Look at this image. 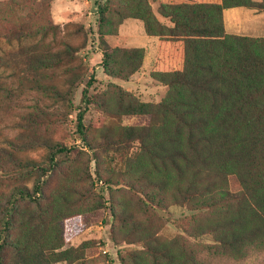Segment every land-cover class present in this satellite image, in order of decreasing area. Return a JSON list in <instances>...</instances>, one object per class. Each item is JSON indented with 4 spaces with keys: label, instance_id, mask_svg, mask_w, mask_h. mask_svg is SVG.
<instances>
[{
    "label": "trees",
    "instance_id": "obj_1",
    "mask_svg": "<svg viewBox=\"0 0 264 264\" xmlns=\"http://www.w3.org/2000/svg\"><path fill=\"white\" fill-rule=\"evenodd\" d=\"M158 2L159 14L172 26L155 16L147 0L120 1L118 7L106 0L99 6L100 31L110 25L106 14L114 10L118 26L126 19L141 21L147 37L158 40L151 74L168 87L166 97L160 103L143 102L115 84L95 96L85 89L76 131L95 155L101 150L119 156L118 170L96 158L95 175L101 181L110 185L118 175V185L145 208L177 206L194 215L186 236L165 241L151 223L112 209V235L142 247L128 253L123 264H205L189 250L187 237L206 235L214 238V255L247 258L264 251V38L229 33L224 13L234 8L264 12V0ZM102 34L106 75L128 81L143 67L146 50L112 49ZM165 48L171 50L166 58ZM33 83L57 99L67 100L72 93ZM5 84L0 76V92H7V99L19 94ZM92 109L111 121L98 131L96 142L85 125ZM135 116L148 117L149 123L122 124L124 117ZM27 121L35 131L63 123L59 110L51 113L40 105ZM43 147L48 157L41 164L19 153V134L0 141V264H82L86 259L91 243L66 248L65 223L80 214L73 184L52 197L44 193L43 179L72 149L49 137ZM232 176L241 187L236 193L230 190ZM19 177L34 178L32 187L16 183L7 189L6 183Z\"/></svg>",
    "mask_w": 264,
    "mask_h": 264
},
{
    "label": "rangeland",
    "instance_id": "obj_2",
    "mask_svg": "<svg viewBox=\"0 0 264 264\" xmlns=\"http://www.w3.org/2000/svg\"><path fill=\"white\" fill-rule=\"evenodd\" d=\"M120 1L113 0L117 7ZM155 16L166 26H172L158 12V0H147ZM262 1V0H254ZM106 0H0V76L5 88H14L19 94L8 97L0 92V141L19 134V153L27 155L44 164L48 152L43 147L45 137L60 141L69 149V157L51 174L44 178V193L52 197L72 183L75 192L72 197L80 200V214L65 223L66 248L78 247L83 242L91 243L82 264H123V259L131 251L141 250L138 245H129L116 240L112 235L113 220L111 210H126L134 218L151 223L157 229L158 236L165 241L186 236L185 232L194 215L184 207H171L168 210L145 208L139 198L123 189L117 175L108 185L96 175L97 160L104 161L106 168L118 170L119 156L106 154L87 147L76 131V113L82 103L83 92L89 89L91 95L103 93L111 84H115L133 93L143 102L160 103L168 92V87L153 79L151 71L158 58L157 39H149L141 21L126 19L118 26L117 10L106 14L111 23L103 29V36L109 47L143 48L146 58L143 67L128 81L111 79L102 67V47L100 45L99 6ZM123 11L121 7L118 8ZM251 9H232L224 13L227 31L237 33V26L246 21V12ZM233 19L232 27L227 25ZM261 22L257 25L259 27ZM262 29L241 36L264 38V19ZM251 27V26H249ZM250 32V31H249ZM164 54L170 53L168 48ZM177 55V54H176ZM177 58H180L176 56ZM175 60V58H174ZM33 80L47 86L72 91L67 100L55 98L52 93L44 94L34 87ZM40 105L54 113L59 110L63 123L45 125L35 131L30 127L27 116L34 107ZM71 113V114H69ZM111 123L108 118L92 109L87 115L85 125L90 138L96 142L98 131ZM149 123L144 116L124 117V126H143ZM230 190L240 191L236 177L229 178ZM16 183L32 187L34 178H21L7 182V189ZM188 248L205 264H264V251H252L244 259H234L214 255V238L206 235L189 238ZM67 264V263H59Z\"/></svg>",
    "mask_w": 264,
    "mask_h": 264
},
{
    "label": "crops",
    "instance_id": "obj_3",
    "mask_svg": "<svg viewBox=\"0 0 264 264\" xmlns=\"http://www.w3.org/2000/svg\"><path fill=\"white\" fill-rule=\"evenodd\" d=\"M234 9H243V8H234ZM246 9H248V8H246ZM229 10H232V9H229ZM242 12H246V14L248 15V19L246 21H241V23L237 26L236 29H238L237 30L238 34H241L244 32L246 34H249L251 32H258L262 29L261 25H263L262 20L264 19V12H258V11L253 10V9H251L250 11H239V13H242ZM259 22H261V23L258 27L257 24ZM226 23L228 26L232 27V25L234 24V21L231 18V19H228ZM249 26H251V27H249ZM149 39L154 40L155 38H149Z\"/></svg>",
    "mask_w": 264,
    "mask_h": 264
}]
</instances>
